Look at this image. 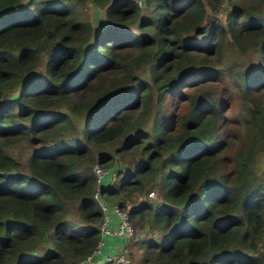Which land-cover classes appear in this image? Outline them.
Here are the masks:
<instances>
[{
  "label": "trees",
  "instance_id": "obj_1",
  "mask_svg": "<svg viewBox=\"0 0 264 264\" xmlns=\"http://www.w3.org/2000/svg\"><path fill=\"white\" fill-rule=\"evenodd\" d=\"M90 2L96 28L85 0H0V264L89 254L97 188L159 232L141 264H264V0Z\"/></svg>",
  "mask_w": 264,
  "mask_h": 264
},
{
  "label": "rangeland",
  "instance_id": "obj_2",
  "mask_svg": "<svg viewBox=\"0 0 264 264\" xmlns=\"http://www.w3.org/2000/svg\"><path fill=\"white\" fill-rule=\"evenodd\" d=\"M85 2H87V4H85V9L86 11L89 13V16L92 17V23L93 26H95V28L101 24V23H105L107 22V20L105 19L104 13H103V9L100 6H94L91 4L90 0H85ZM142 12H148L150 11L152 13V16L155 15V9H154V0H149L148 4L146 2H144V4L142 5ZM219 17H223V14L219 13L218 14ZM240 53L239 51H237V54ZM242 56V53L239 54V57ZM247 55H243V58H246ZM41 66V65H40ZM39 67V65H38ZM37 71H39V68H37ZM173 103H179L178 105H180V107L182 108V101H178L177 99L173 100ZM172 103V104H173ZM112 145L106 146L104 148H102L103 150H106L108 148H110ZM5 149L12 154L20 163H22V167H24V164H26L27 161V156L30 153L31 150V146L29 144V142H27L26 140H20L17 141L15 143H11L5 146ZM103 168H105V172L102 174L101 179H100V184H105L108 183L110 180H112L114 172L113 169L115 167V165H113L112 167H109L107 165H102ZM264 167V152L263 154H261V156L259 157V159L256 161L255 163V169L257 170V172H260L262 170V168ZM155 185V195L149 197L148 194H144L145 197L149 200H152L153 202H156L160 199H162L159 189H158V185ZM151 190V189H150ZM148 193V192H147ZM143 195V197H144ZM140 235H147V237H153V238H157L159 236V232H147L144 231L142 233H140L139 235H134L130 237V242L128 244L131 245V247L129 248V252H130V262L128 264H141L139 259H141V252H142V239L140 238ZM135 236V238H137L136 241H133V237ZM260 248L262 249V251L264 252V239L262 240V242L260 243ZM143 264V263H142ZM146 264H151V263H146Z\"/></svg>",
  "mask_w": 264,
  "mask_h": 264
},
{
  "label": "built area",
  "instance_id": "obj_3",
  "mask_svg": "<svg viewBox=\"0 0 264 264\" xmlns=\"http://www.w3.org/2000/svg\"><path fill=\"white\" fill-rule=\"evenodd\" d=\"M135 1L139 6L143 5V0H135ZM105 170L106 169L102 167V164L100 162L97 161L94 163L93 171H94L96 183L98 186L101 185L99 182ZM147 194L149 197L154 196L155 190L151 189L148 191ZM94 196L97 199H99L101 206L104 208V211L106 212L107 207L102 202L99 196V188H97V190L95 191ZM113 208L119 216V224L113 228H109L107 225L108 218L106 214H104V219L100 225V235L104 233L105 234L106 233H116V234L124 235L126 238L130 239V237L133 236L134 234V229L131 225L127 209L120 207L118 206V204H115V203H114ZM263 239H264V236L260 240L259 244L262 242ZM102 242H103V239L100 236V239L97 241L95 247L89 254H87L83 258L68 261L64 264H104V263L106 264H128L130 262V255L128 254L126 250H119L113 253L107 252L103 254L102 257H99V255L101 254Z\"/></svg>",
  "mask_w": 264,
  "mask_h": 264
},
{
  "label": "crops",
  "instance_id": "obj_4",
  "mask_svg": "<svg viewBox=\"0 0 264 264\" xmlns=\"http://www.w3.org/2000/svg\"><path fill=\"white\" fill-rule=\"evenodd\" d=\"M114 203H111L107 206L106 216L108 218L107 225L109 228H113L119 224V216L117 212L114 210ZM103 242L101 245V254L99 257H102L103 254L109 252L113 253L119 250L129 251L131 245L128 246L130 239L126 238L124 235L116 234V233H104L101 235Z\"/></svg>",
  "mask_w": 264,
  "mask_h": 264
},
{
  "label": "clouds",
  "instance_id": "obj_5",
  "mask_svg": "<svg viewBox=\"0 0 264 264\" xmlns=\"http://www.w3.org/2000/svg\"><path fill=\"white\" fill-rule=\"evenodd\" d=\"M143 4H144V0H143ZM141 8H142V6H140ZM113 179V178H112ZM102 200V199H101ZM98 201H99V199H98ZM102 202L105 204V202L102 200ZM100 203V202H99ZM101 205V204H100ZM106 205V204H105ZM104 264H106V263H104Z\"/></svg>",
  "mask_w": 264,
  "mask_h": 264
},
{
  "label": "water",
  "instance_id": "obj_6",
  "mask_svg": "<svg viewBox=\"0 0 264 264\" xmlns=\"http://www.w3.org/2000/svg\"><path fill=\"white\" fill-rule=\"evenodd\" d=\"M113 178H115V174L113 175Z\"/></svg>",
  "mask_w": 264,
  "mask_h": 264
}]
</instances>
